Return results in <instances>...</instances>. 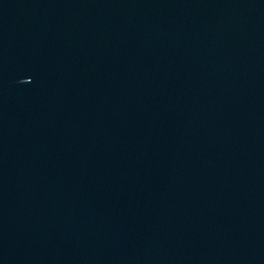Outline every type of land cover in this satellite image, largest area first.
I'll list each match as a JSON object with an SVG mask.
<instances>
[{
    "label": "water",
    "instance_id": "water-1",
    "mask_svg": "<svg viewBox=\"0 0 264 264\" xmlns=\"http://www.w3.org/2000/svg\"><path fill=\"white\" fill-rule=\"evenodd\" d=\"M0 264H264V0H0Z\"/></svg>",
    "mask_w": 264,
    "mask_h": 264
}]
</instances>
